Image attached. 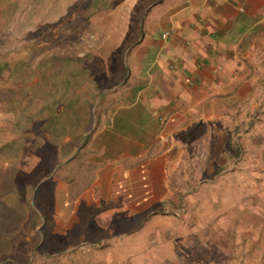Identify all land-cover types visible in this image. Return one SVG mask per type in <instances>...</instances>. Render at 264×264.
Here are the masks:
<instances>
[{
	"label": "crops",
	"instance_id": "1",
	"mask_svg": "<svg viewBox=\"0 0 264 264\" xmlns=\"http://www.w3.org/2000/svg\"><path fill=\"white\" fill-rule=\"evenodd\" d=\"M140 25L133 44L124 37L127 70L106 112L66 99L46 135L60 154L45 185L59 196L64 236L113 264L111 253L152 264L153 253L177 252L176 240L240 203L264 172L259 121L242 113L257 85L264 0H158Z\"/></svg>",
	"mask_w": 264,
	"mask_h": 264
},
{
	"label": "rangeland",
	"instance_id": "2",
	"mask_svg": "<svg viewBox=\"0 0 264 264\" xmlns=\"http://www.w3.org/2000/svg\"><path fill=\"white\" fill-rule=\"evenodd\" d=\"M157 1L0 0V264H113L106 254L87 252L73 243L77 238L69 243L64 236L59 196L45 185L60 154L46 135L58 130L56 114L66 99L85 100L96 115L106 112L102 103L115 101L110 92L127 70L124 37L130 30L134 43ZM260 32L250 65L257 85L245 94L242 113L259 121L264 155ZM255 179L259 187L249 188L240 203L216 209V219L176 240L177 252L153 253L152 264H264V172ZM218 203L214 198L211 206ZM111 255L118 256L114 264H130L127 253Z\"/></svg>",
	"mask_w": 264,
	"mask_h": 264
},
{
	"label": "built area",
	"instance_id": "3",
	"mask_svg": "<svg viewBox=\"0 0 264 264\" xmlns=\"http://www.w3.org/2000/svg\"><path fill=\"white\" fill-rule=\"evenodd\" d=\"M164 36H166V34H164Z\"/></svg>",
	"mask_w": 264,
	"mask_h": 264
}]
</instances>
